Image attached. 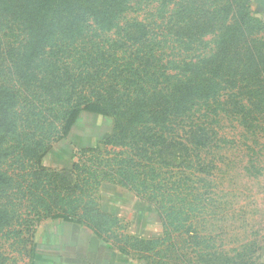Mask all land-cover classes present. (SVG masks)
Returning a JSON list of instances; mask_svg holds the SVG:
<instances>
[{
    "label": "rangeland",
    "instance_id": "rangeland-1",
    "mask_svg": "<svg viewBox=\"0 0 264 264\" xmlns=\"http://www.w3.org/2000/svg\"><path fill=\"white\" fill-rule=\"evenodd\" d=\"M251 6L261 19L258 0ZM4 47L0 59L13 56L20 63L29 56L22 44ZM59 62L74 64L64 56ZM112 64L119 66L120 60ZM6 71L0 70V100L28 88ZM123 75L117 70L101 74L106 84L101 88L98 80L93 91L76 87L72 105L100 96L115 101L107 105L110 115L81 109L63 137L51 120L35 118L30 105L21 112L12 101L4 107L0 264H31L35 234L58 219L91 226L122 252L126 264H208L200 256L198 263L193 259L194 227L196 236L204 237L202 243L197 240V252L206 258L264 264V93L256 95L257 133L244 136L235 118L222 117L219 105L187 118L180 109L168 116L164 105L129 106L124 99L138 89L130 80L133 85H117ZM22 78L27 83L30 76ZM41 85L32 88L41 91ZM60 109L54 118L61 116ZM138 113L142 119L135 117ZM208 237L215 238L212 248L205 245Z\"/></svg>",
    "mask_w": 264,
    "mask_h": 264
},
{
    "label": "trees",
    "instance_id": "trees-1",
    "mask_svg": "<svg viewBox=\"0 0 264 264\" xmlns=\"http://www.w3.org/2000/svg\"><path fill=\"white\" fill-rule=\"evenodd\" d=\"M251 2L0 0V45L4 49L9 43L22 44L29 53L20 63L13 56L0 59V70L7 69L13 81L28 87L0 100V128L7 117L4 107L11 101L20 112L30 105L34 117L51 120L62 137L81 109L110 115L107 105L115 101L112 96L94 101L78 97L81 102L72 104L78 96L76 87L92 86L93 91L99 80L102 88L106 81L100 75L117 70L124 74L117 85L126 87L135 81L138 89L134 97L127 94L124 99L129 106L164 105L168 116L175 117L174 109H180L187 118L201 108L219 105L224 109L222 117L235 118L244 136H255L261 120L256 95L264 93V21L256 16ZM63 56L74 64H60ZM117 59L120 64L114 66ZM59 74L65 78L60 80ZM74 74L82 76V83L76 82ZM24 75L30 76L27 83ZM37 85L41 91L32 88ZM147 87L150 93L144 91ZM56 107L61 108V116L54 118ZM191 231L196 240L194 261L198 263L200 256L208 264L230 263L227 257L212 260L199 254L197 240L202 243L204 237L196 236L195 227ZM207 240L205 245L212 248L215 238ZM171 247L177 250L174 241Z\"/></svg>",
    "mask_w": 264,
    "mask_h": 264
},
{
    "label": "crops",
    "instance_id": "crops-1",
    "mask_svg": "<svg viewBox=\"0 0 264 264\" xmlns=\"http://www.w3.org/2000/svg\"><path fill=\"white\" fill-rule=\"evenodd\" d=\"M258 3L264 20V0ZM41 229L44 233L38 230L35 234L33 264H126L122 252L100 238L91 226L58 219Z\"/></svg>",
    "mask_w": 264,
    "mask_h": 264
}]
</instances>
